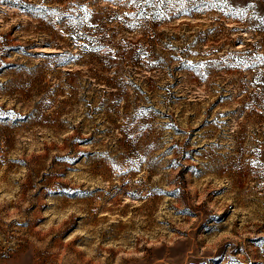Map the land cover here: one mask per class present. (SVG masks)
<instances>
[{
	"label": "rangeland",
	"instance_id": "1",
	"mask_svg": "<svg viewBox=\"0 0 264 264\" xmlns=\"http://www.w3.org/2000/svg\"><path fill=\"white\" fill-rule=\"evenodd\" d=\"M0 264H264V0H0Z\"/></svg>",
	"mask_w": 264,
	"mask_h": 264
},
{
	"label": "snow or ice",
	"instance_id": "2",
	"mask_svg": "<svg viewBox=\"0 0 264 264\" xmlns=\"http://www.w3.org/2000/svg\"><path fill=\"white\" fill-rule=\"evenodd\" d=\"M121 3L127 2V0H120ZM131 3L136 4L137 0H130ZM147 2V0H145Z\"/></svg>",
	"mask_w": 264,
	"mask_h": 264
}]
</instances>
